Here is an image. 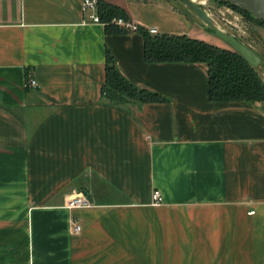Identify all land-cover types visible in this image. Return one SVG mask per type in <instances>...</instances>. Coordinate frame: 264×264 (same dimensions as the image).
I'll return each mask as SVG.
<instances>
[{
    "label": "crops",
    "instance_id": "obj_1",
    "mask_svg": "<svg viewBox=\"0 0 264 264\" xmlns=\"http://www.w3.org/2000/svg\"><path fill=\"white\" fill-rule=\"evenodd\" d=\"M105 1L188 34L174 0ZM80 6L0 0V264H264L262 104L208 98L204 61H149ZM106 52L165 98L108 102Z\"/></svg>",
    "mask_w": 264,
    "mask_h": 264
},
{
    "label": "trees",
    "instance_id": "obj_2",
    "mask_svg": "<svg viewBox=\"0 0 264 264\" xmlns=\"http://www.w3.org/2000/svg\"><path fill=\"white\" fill-rule=\"evenodd\" d=\"M97 14L104 21L107 31L125 30L113 23L111 18L122 16L129 19L122 7L99 0ZM233 4V3H232ZM234 6L238 7L236 4ZM241 9L240 7H238ZM251 17L245 8L241 9ZM255 21H263L253 17ZM142 35L143 56L149 61H204L207 65L208 98L212 100L264 99V82L257 70L236 50L214 46L211 43L184 33H151L136 25ZM102 96L115 105L132 102L161 101L165 97L158 93L135 86L119 73L114 59L106 52Z\"/></svg>",
    "mask_w": 264,
    "mask_h": 264
},
{
    "label": "rangeland",
    "instance_id": "obj_3",
    "mask_svg": "<svg viewBox=\"0 0 264 264\" xmlns=\"http://www.w3.org/2000/svg\"><path fill=\"white\" fill-rule=\"evenodd\" d=\"M123 1V0H122ZM127 2L128 0H124ZM201 6L207 12L214 26H218L227 33H232L233 36L246 44L259 57L258 65L253 66L264 82V22L255 21L253 17L245 11H241L234 6L232 2L224 0H191ZM178 9L183 8L187 14V20L169 22L170 30L187 32L188 35L198 39H203L214 46L223 48H232L225 41L221 40L214 34L213 30L205 25L195 13L191 10L188 4L182 0H174ZM152 11V10H151ZM260 102L264 108V99L255 100Z\"/></svg>",
    "mask_w": 264,
    "mask_h": 264
},
{
    "label": "water",
    "instance_id": "obj_4",
    "mask_svg": "<svg viewBox=\"0 0 264 264\" xmlns=\"http://www.w3.org/2000/svg\"><path fill=\"white\" fill-rule=\"evenodd\" d=\"M185 4H188L195 13V15L203 21L205 25L210 27L214 34L221 40L225 41L232 49L236 50L242 55L252 66H256L259 62V57L255 54L246 44L244 45L240 40H237L232 33H227L218 26H214L208 16L207 12L199 6L196 2L191 0H182ZM230 1L240 8H245L250 11L253 17L264 20V0H224Z\"/></svg>",
    "mask_w": 264,
    "mask_h": 264
},
{
    "label": "built area",
    "instance_id": "obj_5",
    "mask_svg": "<svg viewBox=\"0 0 264 264\" xmlns=\"http://www.w3.org/2000/svg\"><path fill=\"white\" fill-rule=\"evenodd\" d=\"M99 0H79V3H81V14L84 17V21H90V22H104L97 14V6ZM203 1V0H202ZM111 21L113 23H116L120 25L123 29L129 30V29H135L136 25L130 20L125 19L122 16H114L111 18ZM149 32L155 33L156 29L153 27L148 28ZM36 85V80L33 77H29L26 80V86L31 87ZM151 199L155 203H159L161 201V195L158 189H154L151 192ZM65 204L68 206H78V205H89L88 199L84 196V194L81 191H78V193L74 194L73 196L69 197ZM79 230V224L73 222L71 231L77 232Z\"/></svg>",
    "mask_w": 264,
    "mask_h": 264
},
{
    "label": "bare ground",
    "instance_id": "obj_6",
    "mask_svg": "<svg viewBox=\"0 0 264 264\" xmlns=\"http://www.w3.org/2000/svg\"><path fill=\"white\" fill-rule=\"evenodd\" d=\"M258 65V64H257Z\"/></svg>",
    "mask_w": 264,
    "mask_h": 264
}]
</instances>
